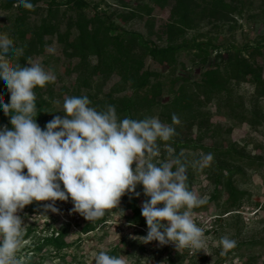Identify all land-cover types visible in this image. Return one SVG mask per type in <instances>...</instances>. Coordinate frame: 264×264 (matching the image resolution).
<instances>
[{"label": "clouds", "instance_id": "1", "mask_svg": "<svg viewBox=\"0 0 264 264\" xmlns=\"http://www.w3.org/2000/svg\"><path fill=\"white\" fill-rule=\"evenodd\" d=\"M17 6L29 11L35 8L31 0H18ZM47 51L54 53L55 49ZM10 55L22 57L24 49L17 47L7 32L0 33V79L10 92V102L0 96V106L12 125L11 130L0 127V264H26L17 256L26 232L17 213L33 201H51L45 212L59 213L55 202L71 198L72 212L87 221L100 219L114 208H119L123 217L121 197H138L137 185H142L143 194L150 198L141 207L148 232L132 239L144 244H174L177 250H203L205 234L193 219V209L206 201L189 189V162L184 151L174 154L169 146L168 158L154 162L161 154L157 141L167 142L177 135L173 125L181 123L178 116L172 114L171 125L156 116L121 119L114 105L98 110L90 106L87 96L66 95L64 116H54L42 129L36 121L34 89L54 83L57 76L30 58L25 66L14 67ZM213 160V153L201 152L192 167L203 168ZM219 243L221 256L237 247V241L228 236L221 237ZM94 261L129 264L127 256L105 251Z\"/></svg>", "mask_w": 264, "mask_h": 264}, {"label": "trees", "instance_id": "2", "mask_svg": "<svg viewBox=\"0 0 264 264\" xmlns=\"http://www.w3.org/2000/svg\"><path fill=\"white\" fill-rule=\"evenodd\" d=\"M150 1L156 6L171 5L168 19L157 30L159 37L166 40L164 45H159L138 32L123 29L111 15L98 9L97 4L90 0L61 2L31 0L35 6L33 11L17 6L18 0H8L6 4L8 8L15 6L10 24L13 37L10 38L17 47L24 49V55L17 57L16 67L25 66L34 49L38 51V47L47 44L46 36H54L62 46L63 55L69 59L66 74L75 75L74 81L68 84L57 86L55 81L44 88L34 89L38 109L36 121L44 129L46 124L57 115L51 105L55 94L87 96L91 101L90 106L98 110L104 109L108 104L114 105L121 119L156 116L161 122L171 125L172 114L175 113L181 123L173 125L177 135L170 141H157L161 149L160 160L163 162L168 158L169 146L174 150V154H179L184 149H200L205 154L213 153L214 160L207 165L215 189L213 197L223 190H228L223 213L238 211L246 193L234 185L233 176L240 174L244 166L253 164L258 166L259 162L245 158L233 145L218 148L201 142L203 135L214 132L208 124L209 114L206 105L215 100L219 110L224 108L229 118L249 123L253 121L256 111H248L242 98L230 83L232 80H245L253 86V102L258 104L264 99V74L255 58L256 52L264 49V43L245 44L242 48L232 45L225 47L223 50L226 53H223L211 38L187 39L184 36L185 28L193 22L198 8L213 15L220 8H230L223 0ZM39 2L45 4V14L40 18V22L33 23L30 18L39 10ZM152 10V5L137 2L135 6H129L127 11L116 13V17L126 20L137 14L150 16ZM148 23L149 32L152 33L154 19H149ZM261 38L264 40V36ZM181 51L190 52L198 62L207 64L200 80L190 81L188 77H171L177 64V55ZM213 52H215L214 61H209ZM162 67L168 70L166 77H171L169 90L173 93V97L166 102L160 100L166 85V81L161 79L162 73L157 70ZM112 79L114 80L111 86L105 91L104 87ZM176 79H180L181 83L175 88ZM0 89L8 90L2 79H0ZM194 125L199 130L200 140L191 141L186 137L183 139L179 137L180 130ZM0 126L12 129L9 117L5 116L2 106H0ZM188 184L190 188V181ZM121 199L125 201V207L131 211V222L147 228L137 196L126 194ZM25 209L38 211L31 204L25 206ZM107 212L108 210L104 217L85 227L84 231H90L103 224L107 220ZM45 244L63 246L54 238L46 239L40 245ZM36 249H39V246ZM221 261H217L216 264H220ZM26 264H30L29 261H26Z\"/></svg>", "mask_w": 264, "mask_h": 264}, {"label": "rangeland", "instance_id": "3", "mask_svg": "<svg viewBox=\"0 0 264 264\" xmlns=\"http://www.w3.org/2000/svg\"><path fill=\"white\" fill-rule=\"evenodd\" d=\"M61 2L63 0H56ZM97 4L98 9L111 15L112 19L123 29L142 34L145 38H151L159 45L166 43L158 35V27L165 22L170 13L171 5L156 6L150 0H90ZM230 8L223 7L213 15L210 12L197 9V15L188 28H185L184 36L187 39L211 38L213 43L219 45L220 50L226 53L225 47L242 48L243 45L264 43V0H223ZM137 2H146L153 6L150 16L137 14L126 20L116 17V13L127 11L129 6H135ZM8 0H0V33L7 32L10 37L11 21L15 13V6L8 8ZM39 10L31 16L33 23L40 22L45 14V4L42 2ZM149 17V18H148ZM149 19H154L153 32L150 33ZM47 44L44 47L34 49L30 59L39 62L46 69H51L57 76V86L74 81L75 75H67L65 70L69 59L63 55L62 46L54 36H46ZM49 47L55 49L54 53L47 51ZM215 52L209 61H214ZM225 56V54H224ZM255 58L262 67L264 74V49L256 52ZM10 63L16 67L17 57L9 56ZM207 64L198 62L190 52L181 51L177 55V64L173 77H188L190 81L200 80L202 71ZM161 79L166 85L160 100L166 102L173 97L169 90L168 70L166 67L157 69ZM109 81L104 90H108L112 84ZM181 83L176 79L175 88ZM230 85L244 102L248 111L255 110L251 123L229 118L225 109L219 110L215 100L206 108L209 114L208 124L214 132L203 135L201 142L212 144L218 148L233 145L245 158L259 162L244 166L240 174L233 176L234 185L245 191L242 205L238 211L223 213L224 200L228 190H223L213 197L215 189L210 180L207 166L192 167V161L199 158L200 149L186 150L185 156L189 162L190 190L196 192L205 199L206 203L193 209V219L197 226L203 228L205 234V248L192 250L182 248L177 250L174 244L159 245L157 241L148 244L141 243L135 236H146L148 229L139 227L131 222V211L125 207V201L121 199L119 207L124 210L122 214L119 208L110 209L106 215V221L90 231H84L85 227L93 224L87 221L79 213L72 212L73 202L56 201L55 206L59 213L45 212V205L51 201H33L32 206L38 211L27 209L19 211L26 225L24 244L17 253L19 258L29 261L30 264H95L94 258L100 251L115 256H127L129 264H264V99L258 104L252 100L253 86L245 81L232 80ZM0 96L10 102V92L0 89ZM65 96L54 95L51 100L56 116H64L63 100ZM60 103H54V101ZM2 127V126H0ZM180 138H188L191 141L198 139L197 126L186 127L180 130ZM212 133V134H211ZM178 137V136H177ZM159 164V157L154 160ZM135 165H133V168ZM26 169L24 172L26 173ZM62 187V183H61ZM136 192L139 207L150 199L143 194V186L137 185ZM163 207V205H158ZM166 223V222H165ZM228 236L237 241V247L221 256V237ZM54 238L63 245L56 247L54 244L40 245L46 239ZM39 246V249L36 247Z\"/></svg>", "mask_w": 264, "mask_h": 264}]
</instances>
